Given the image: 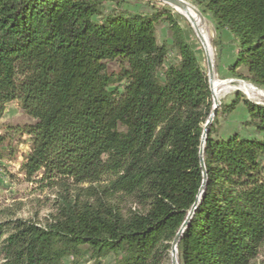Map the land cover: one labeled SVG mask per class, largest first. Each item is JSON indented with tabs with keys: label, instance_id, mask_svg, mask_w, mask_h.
I'll list each match as a JSON object with an SVG mask.
<instances>
[{
	"label": "trees",
	"instance_id": "16d2710c",
	"mask_svg": "<svg viewBox=\"0 0 264 264\" xmlns=\"http://www.w3.org/2000/svg\"><path fill=\"white\" fill-rule=\"evenodd\" d=\"M197 1L233 36L232 73L264 88V0ZM243 96L209 126L198 198L214 100L178 14L127 0H0V160L11 128L27 134L21 170L55 195L45 221L0 219V264H166L186 220L179 264H253L264 256V105ZM13 101L34 122L2 132ZM241 102L257 137L217 135Z\"/></svg>",
	"mask_w": 264,
	"mask_h": 264
},
{
	"label": "rangeland",
	"instance_id": "374dc122",
	"mask_svg": "<svg viewBox=\"0 0 264 264\" xmlns=\"http://www.w3.org/2000/svg\"><path fill=\"white\" fill-rule=\"evenodd\" d=\"M197 9L203 19H200L205 36L210 46V52L202 41V37L198 35L194 25L186 16L179 12L170 4L159 0H127L128 4L140 7L141 9L156 11L162 9L172 10L178 14V18L186 33L188 41L192 43L198 55L203 70L210 73L208 59L213 64V84L214 92L219 101L218 108L224 104H230L238 93L244 95L247 99L256 104L264 105V88H259L251 84L249 81L239 78L232 73V68L237 60V49L232 39L233 36L226 30L218 31L211 17L202 12L197 0H184ZM107 9H110L112 2H108ZM158 35L160 42L170 41L172 38L171 30L166 22H161L158 26ZM221 43H217V42ZM178 59L175 51L168 56V61L173 62ZM111 69L117 68L116 63H112ZM238 73L246 74V68L241 66L237 69ZM209 119V118H208ZM248 119V110L244 103L241 102L237 109L229 114H221L219 116L218 134L221 137H228L235 133H240L247 137H257L254 128L245 124ZM208 121V120H207ZM214 121V119H213ZM212 121V122H213ZM34 120L29 117L21 108L17 101H13L6 106L4 116L2 118L1 131L5 132L7 126H24L33 123ZM11 128L9 134V143L4 154V158L0 160V219L5 217L11 218H28L34 220L45 221L51 212L55 195L47 187H43L39 182H29L26 180L21 170L24 156L29 152L30 137L25 134L21 135ZM14 131V132H12ZM12 150V154H11ZM264 162V159H263ZM171 248V247H170ZM113 255L104 259V264H113ZM166 264H172L170 249L167 250ZM264 256L260 257L253 264L263 262ZM176 261L178 254L176 253ZM86 260H80V264H85ZM66 264H76L74 258H66ZM87 264H91L88 262Z\"/></svg>",
	"mask_w": 264,
	"mask_h": 264
},
{
	"label": "water",
	"instance_id": "95a60500",
	"mask_svg": "<svg viewBox=\"0 0 264 264\" xmlns=\"http://www.w3.org/2000/svg\"><path fill=\"white\" fill-rule=\"evenodd\" d=\"M159 1H162V2H165L167 4H170L176 8H181L183 10H188L190 8H193L199 18L202 20L203 17H202V14L197 10L195 9L193 6H191L189 3H187L186 1L184 0H159ZM198 35L201 37V33L200 31H198ZM208 64H209V69H210V73H209V83H210V88H211V91H212V94H213V100H214V107H213V110L209 116V119L208 121L206 122L205 126H204V131H203V135H202V141H201V147H200V151H199V157H200V165H201V168H202V172H203V184L200 188V191H199V194H198V198L200 197V194L203 192V189H204V186H205V181L207 179V173L205 171V165H204V158H203V151H204V148H203V145H204V141L206 140L207 138V131L209 129V126L210 124L212 123L216 113H217V108H218V105H219V101L215 95V92H214V84H213V78H214V73H213V64L211 62L210 59H208ZM195 206L192 208V211L190 212V216L193 214V210H194ZM188 223V220H186L181 228L177 231L174 239L172 240L171 242V248H170V253H171V262L172 264H178L177 261H176V253H177V244H178V241L182 235V232L184 230V228L186 227Z\"/></svg>",
	"mask_w": 264,
	"mask_h": 264
},
{
	"label": "bare ground",
	"instance_id": "6f19581e",
	"mask_svg": "<svg viewBox=\"0 0 264 264\" xmlns=\"http://www.w3.org/2000/svg\"><path fill=\"white\" fill-rule=\"evenodd\" d=\"M177 10H179V12L181 13V14H183L184 16H186V18L189 20V21H191L192 22V24L194 25V27H195V29H196V31L198 32V31H200V33H201V39H202V41L204 42V45H205V47L207 48V50H208V52H210L209 50H210V46H209V43H208V41H207V37L205 36V34H204V31H203V28H202V25H201V23H200V18H199V16H198V14H197V12L193 9V8H190V9H188V10H183V9H181V8H179V9H177Z\"/></svg>",
	"mask_w": 264,
	"mask_h": 264
}]
</instances>
